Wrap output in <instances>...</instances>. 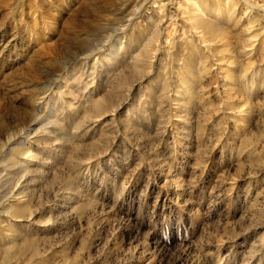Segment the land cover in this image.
I'll list each match as a JSON object with an SVG mask.
<instances>
[{
    "label": "rangeland",
    "instance_id": "374dc122",
    "mask_svg": "<svg viewBox=\"0 0 264 264\" xmlns=\"http://www.w3.org/2000/svg\"><path fill=\"white\" fill-rule=\"evenodd\" d=\"M0 264H264V0H0Z\"/></svg>",
    "mask_w": 264,
    "mask_h": 264
},
{
    "label": "bare ground",
    "instance_id": "6f19581e",
    "mask_svg": "<svg viewBox=\"0 0 264 264\" xmlns=\"http://www.w3.org/2000/svg\"><path fill=\"white\" fill-rule=\"evenodd\" d=\"M32 73V72H31ZM46 77V76H45Z\"/></svg>",
    "mask_w": 264,
    "mask_h": 264
}]
</instances>
